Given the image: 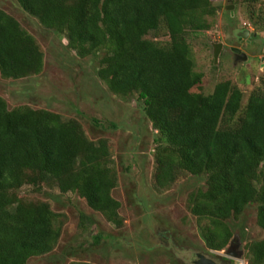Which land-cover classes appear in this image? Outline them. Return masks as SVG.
<instances>
[{
  "label": "trees",
  "instance_id": "trees-1",
  "mask_svg": "<svg viewBox=\"0 0 264 264\" xmlns=\"http://www.w3.org/2000/svg\"><path fill=\"white\" fill-rule=\"evenodd\" d=\"M46 30L64 36L80 58L98 59L97 75L115 96H136L157 137V189L187 176L204 177L205 189L189 194L187 208L209 252L234 245L231 222L257 207L264 231V89L244 93L231 82L209 95L194 92L188 36L211 29L212 0H17ZM164 25L170 41L147 37ZM45 53L33 34L0 9V75H39ZM25 185H53L85 200L116 229L125 219L113 196L119 173L107 139L91 140L82 125L48 110L10 109L0 96V264H29L52 253L64 227L47 202L25 203ZM81 218H86L81 215ZM247 264H264V238L245 244ZM86 264V263H77Z\"/></svg>",
  "mask_w": 264,
  "mask_h": 264
},
{
  "label": "rangeland",
  "instance_id": "rangeland-1",
  "mask_svg": "<svg viewBox=\"0 0 264 264\" xmlns=\"http://www.w3.org/2000/svg\"><path fill=\"white\" fill-rule=\"evenodd\" d=\"M212 1L218 12L211 29L188 36L195 72L203 75L194 92L209 95L217 84L229 81L243 91L245 105L253 91L264 89V0ZM0 9L33 34L45 53L39 75L20 80H4L0 75V96L10 109L28 106L48 110L78 121L91 140L107 139L119 173L113 196L121 203L120 214L125 219L124 227L116 229L75 194H61L53 185H25L18 191L23 202H47L65 221L55 250L31 259L29 264H195L196 254L219 264L225 263L224 259L247 264L245 244L264 238V231L257 226L256 205L249 206L239 221L231 222L238 254L243 257L209 252L187 208L189 194L205 189L206 179L189 175L170 189L156 188L157 134L137 97L113 95L97 75L96 57L80 58L64 36L44 29L17 0H0ZM245 29L257 34L250 45L249 37L242 45L239 42ZM147 39L162 44L170 41L164 25ZM217 44L223 48L216 63ZM232 47L241 49L248 59L234 61Z\"/></svg>",
  "mask_w": 264,
  "mask_h": 264
},
{
  "label": "flooded vegetation",
  "instance_id": "flooded-vegetation-1",
  "mask_svg": "<svg viewBox=\"0 0 264 264\" xmlns=\"http://www.w3.org/2000/svg\"><path fill=\"white\" fill-rule=\"evenodd\" d=\"M248 37H249V40L247 41V43H249V45H250L251 43H253V41H254L255 38L257 37V34L251 33V32H249L248 29H245V30L240 34V38H239V42H240V44L242 45V44H243V40H246ZM233 49H238V50L240 51V53H235V52L233 51ZM263 51H264V42H263ZM230 53H231L232 58H234V61H236V62H238V61H246V60L248 59L247 55H246L241 49H239V48H235V47L230 48ZM243 56L246 58L245 60H243V58H242ZM238 245H239V243H238V242H235L234 245L229 249L228 253H230V254H227V256H228L229 258H233L234 256L239 255V254H238ZM197 255H198V254H196V257H197ZM207 257H208V256H207ZM225 257H226V256H225ZM228 257H227V258H228ZM219 258H220V257H218V259H219ZM223 259H224V258H223ZM197 260H198V259H197ZM195 262H196V261H195ZM215 262H216V264H219V263H218V260H216ZM223 262H225V263H222V264H231V260L229 261V260H227V259H226V260L224 259Z\"/></svg>",
  "mask_w": 264,
  "mask_h": 264
},
{
  "label": "water",
  "instance_id": "water-1",
  "mask_svg": "<svg viewBox=\"0 0 264 264\" xmlns=\"http://www.w3.org/2000/svg\"><path fill=\"white\" fill-rule=\"evenodd\" d=\"M222 48H223L222 44L214 45V61L216 63L218 61V58L220 56ZM233 51L235 53H240V51L238 49H233ZM242 58H243V60L246 59L244 56ZM227 254H230V253H228V251H227ZM236 256L239 258L243 257V255L241 253L239 255H236ZM197 259L198 260L195 262V264H216V262L213 259L205 256L204 254H198Z\"/></svg>",
  "mask_w": 264,
  "mask_h": 264
},
{
  "label": "built area",
  "instance_id": "built-area-1",
  "mask_svg": "<svg viewBox=\"0 0 264 264\" xmlns=\"http://www.w3.org/2000/svg\"><path fill=\"white\" fill-rule=\"evenodd\" d=\"M243 263V262H242ZM245 264V263H244Z\"/></svg>",
  "mask_w": 264,
  "mask_h": 264
}]
</instances>
